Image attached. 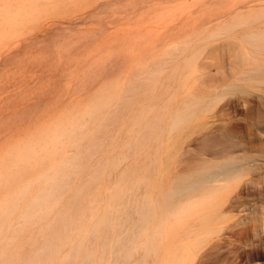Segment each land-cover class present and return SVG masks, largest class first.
Listing matches in <instances>:
<instances>
[{
  "label": "rangeland",
  "instance_id": "obj_1",
  "mask_svg": "<svg viewBox=\"0 0 264 264\" xmlns=\"http://www.w3.org/2000/svg\"><path fill=\"white\" fill-rule=\"evenodd\" d=\"M223 27L227 31L220 32ZM261 29L264 0H0V172L13 169L15 156L43 137L45 141L55 130L75 126L72 143L57 159L41 166H25L26 171L16 175L19 181L29 179L37 191L43 175L70 158L66 169H75L77 175L62 191L60 204L71 201L74 192H83L85 186L68 224L72 231L76 223L81 226L71 231L72 240L62 247L59 253L63 254H57V264H66L64 260L71 263L73 258L65 256L72 251L68 249L75 248L81 238L89 241L90 236L92 241L87 246L93 254L92 264H140L143 260L156 264L160 258L159 264H173L176 217L172 214V192L176 173L188 164L191 99L210 84L230 91L233 98L242 94L224 83L232 82L234 72L243 68L234 61V57L242 56L235 46L243 42L244 34ZM194 54L195 61L188 63ZM245 89L253 90L248 85ZM179 105L185 112L181 127L175 123ZM152 124L159 125V142L137 146ZM153 154H158L159 170L151 180L135 184L136 169L150 162ZM6 176V180L0 176L3 185L8 182ZM122 178L126 180V202L113 211ZM3 185L0 197L10 190ZM134 200L137 209L131 207ZM124 209H129L125 219L121 218ZM99 214L107 215L114 224L107 222L109 226L100 227L104 230L95 237L90 234V221ZM159 221L165 224V240L160 254H155L149 247ZM47 222L29 220L9 226L0 240V264L28 259L46 241ZM109 234L117 238H111V249L117 251H102ZM120 238L126 245L136 239L131 256L118 254ZM75 257L79 259L71 264H80L82 257ZM101 257L104 263L102 259L99 263ZM225 257L212 256L216 263L208 257L207 263L221 264ZM229 257L234 259V255ZM261 257L264 264V253ZM246 258L244 255L243 260Z\"/></svg>",
  "mask_w": 264,
  "mask_h": 264
},
{
  "label": "bare ground",
  "instance_id": "obj_2",
  "mask_svg": "<svg viewBox=\"0 0 264 264\" xmlns=\"http://www.w3.org/2000/svg\"><path fill=\"white\" fill-rule=\"evenodd\" d=\"M219 31L224 32L227 31V29L223 27V29ZM242 38L243 42L235 46L236 51L241 53L242 56L234 57V61H237V66L243 68H238V70L234 72V76H231V78H233L232 82L224 83V86L230 88L231 91L234 90L235 92L238 90V92L242 94H236L233 98V93L230 91H226L222 88L221 90L218 85L210 84L209 87L207 86L208 88L206 90L194 93L190 102V110L187 116L189 119H192V125L190 126L189 136L191 138L187 150L189 156L188 164L181 171L176 173L174 189L172 186V214L176 217V236L175 244H173L175 246V248H173V250L175 249V254L173 264H209L207 261L210 260L212 256H219L220 254L224 255V257L225 254L226 256L228 255V257L229 255H234L233 260H228V257H225L226 260L222 259L223 262L221 264H263L260 259L262 258V253H264V29L251 31L244 34ZM197 44L200 46L202 45L199 43ZM194 47L196 49V46ZM192 49L194 50V48ZM193 52H195V50ZM196 57V54L192 55L188 63L189 61L193 63ZM245 85L251 86L253 90L245 89ZM184 118L185 112H183L181 105H179L175 118V123L178 127H181ZM74 128H70L69 126L60 131L55 130L54 133L52 132L51 135H48V138L46 136L45 141H43V137V139H41L42 142L39 139L40 143L35 144L34 147H30L28 150L26 148L25 151L20 152L16 156L14 155V168L7 171L6 168L3 167L7 172H4V174L9 176H6L8 182L11 180V182H9V186L11 185V187L7 186L8 182L6 181L4 184L5 186L3 185L5 175L0 172V176H3V180H1L0 177V190L2 191V185L5 190L6 187H8L7 189L10 188L8 192H5L4 195L0 197V240L5 237V232L8 230L9 226H13L12 224L17 223L21 225L20 222L26 223L29 220L48 221L46 223L48 229L46 241L40 244L37 250L30 255L28 259L21 260L19 264H55L57 254L68 242V239H71L70 235L72 232L77 231L79 226L77 223L75 224L77 228H73L75 231H72L68 224L73 221L75 209L80 205V199H82L81 197L83 196L84 190H86L85 186H82L84 189L83 192H74L75 195H73L71 201H64L62 205L60 204L63 200L62 191L66 187L72 185L74 176L77 175L75 169L73 171H67L66 169V163L69 162V164H71L70 158H66L55 171H47L46 174L43 175L37 191L33 189L29 179L19 181L16 177L20 171H26L27 168H25V166H41L51 158L57 159L58 155L63 153L67 145L70 144V141L72 143L70 138L71 134L75 131ZM175 136V138H177L178 135L175 134ZM158 139L159 125L152 124V128L146 135H143L136 144L139 146L145 143L148 144L149 142L158 143ZM180 141L181 139L178 142ZM181 145L182 143L177 147L178 154L180 153ZM156 149H158V146ZM179 156L180 155H178V159ZM12 160H14V158ZM150 160V162H144L136 169L135 184L138 185L140 182L143 183L151 180L157 173V170H159L160 162L158 161V154H153ZM7 162L8 161H6V163ZM7 164L9 165V163ZM1 169L2 168H0V170ZM122 179L115 193L112 206L113 211L115 209L117 210L118 206L126 202L127 187H124L126 180L125 178ZM131 205L132 208H136V200H134ZM58 206L60 207L57 208ZM106 210H108V207ZM128 210L129 209H124L122 211L124 215L122 214L121 218L124 217L125 219V216L127 217L129 214ZM109 212H111V210ZM113 213L114 212L110 215H113ZM13 215L16 217L15 221ZM162 216L164 218V215ZM106 217L107 215L104 217L99 214L93 221H90L91 235L96 237L100 229H103L100 227L103 225V227H105V225L108 224L107 222H110V224L112 223V221L110 219V221L107 220L108 218ZM84 218L85 217H83V219ZM145 219L146 218H143V221H145ZM163 222L159 221L153 232L149 247V252L151 253L158 254L159 251L160 254L162 243L165 240V224ZM113 224H111V226H113ZM5 225L7 226L6 229L4 228ZM120 225L122 224L120 223L119 227ZM136 226L137 223L133 225L132 229L136 230ZM107 228L109 229V227ZM115 228L114 226L113 230H115ZM85 229L88 228L86 227L84 230ZM85 231L83 233H86ZM250 231L253 232L252 234L254 237L251 235ZM110 235L111 234L106 235L107 238L104 236L106 238H104L105 243L103 242L102 245V251L104 250V252H107V250H116L111 249L113 238L110 237ZM80 237L77 239H80ZM88 237L87 239H89ZM126 237V239L129 238L128 235ZM16 238L17 237H15V239ZM91 239L90 236L89 241L87 240L86 242V239L84 240L83 238L79 241L75 240V244L73 243L74 245H76L77 241L79 243L75 248H67L72 251L68 253L65 252L68 254L65 255L68 256L66 258H73L72 260L74 261L79 259L75 256H79L80 259L82 257L80 264H92L93 258L91 259V257L93 254L91 249L88 250V248H90L88 247L89 245L87 246V243L91 244ZM115 239L117 238L115 237ZM71 240L69 241L70 243H72ZM125 241L126 240L122 238L119 239L122 248H120L121 252L118 250L120 253H117L119 255H124L122 253H125V255L131 256V252L136 246V239L135 241L131 240L129 243L128 239V245H126ZM261 244H263V247H261ZM91 246H94L93 243ZM12 250L10 251L13 252ZM115 253L116 252H114V254ZM98 254L99 253H97V255ZM244 255L247 257L246 261L243 260ZM102 257L104 258V256ZM102 257L99 258V263L103 262L104 259ZM208 257H210V259H208ZM4 258L6 257H3V259ZM160 259L156 264L160 263ZM72 260L71 263L73 262ZM4 261L6 262V260ZM66 261L64 260L62 263L65 262L67 264ZM57 263H59V261ZM115 263L116 261L114 264ZM74 264H79V262H74ZM140 264H146V261L143 260Z\"/></svg>",
  "mask_w": 264,
  "mask_h": 264
}]
</instances>
